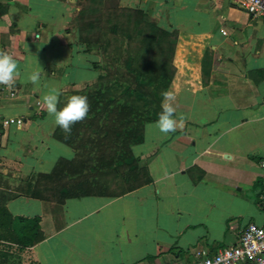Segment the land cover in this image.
I'll return each mask as SVG.
<instances>
[{"label":"crops","instance_id":"1","mask_svg":"<svg viewBox=\"0 0 264 264\" xmlns=\"http://www.w3.org/2000/svg\"><path fill=\"white\" fill-rule=\"evenodd\" d=\"M85 1L0 0V81L16 92L0 114L22 120L0 140V207L36 218L42 235L30 247L0 240V264H192L233 246L262 223L264 185V16L234 0H117L177 33L163 100L171 115L145 124L131 147L151 182L113 199L25 195L32 174L72 158L51 137L59 94L98 76L101 57L73 24Z\"/></svg>","mask_w":264,"mask_h":264},{"label":"trees","instance_id":"2","mask_svg":"<svg viewBox=\"0 0 264 264\" xmlns=\"http://www.w3.org/2000/svg\"><path fill=\"white\" fill-rule=\"evenodd\" d=\"M73 24L85 51L101 57L100 66L92 65L98 76L57 98L51 137L72 158H59L49 173L26 181V196L58 204L118 198L149 184L131 147L142 142L145 124L171 115L163 100L174 75L176 32L159 29L140 10L119 8L117 0H86ZM41 239L36 218L12 217L0 207V240L30 247Z\"/></svg>","mask_w":264,"mask_h":264},{"label":"built area","instance_id":"3","mask_svg":"<svg viewBox=\"0 0 264 264\" xmlns=\"http://www.w3.org/2000/svg\"><path fill=\"white\" fill-rule=\"evenodd\" d=\"M234 1L238 8L249 16L253 18L264 16V0ZM2 58L3 50L0 48V62ZM15 95L14 89L0 81V99H12ZM21 124V119L4 117L0 114V140L4 131ZM258 165L264 173V159H261ZM259 201L263 214L260 225L248 223L233 246L221 249L213 255H207L205 251L197 252L196 259L192 264H264V185L259 192Z\"/></svg>","mask_w":264,"mask_h":264},{"label":"rangeland","instance_id":"4","mask_svg":"<svg viewBox=\"0 0 264 264\" xmlns=\"http://www.w3.org/2000/svg\"><path fill=\"white\" fill-rule=\"evenodd\" d=\"M57 147H58L57 150H58L60 153H61V152H65V149H66V151H67V147H65V146H63V145L58 144Z\"/></svg>","mask_w":264,"mask_h":264}]
</instances>
